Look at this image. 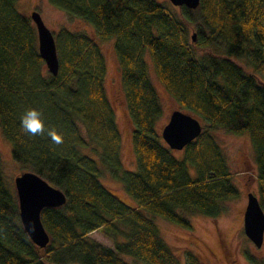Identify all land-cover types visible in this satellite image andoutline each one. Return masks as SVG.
<instances>
[{"label": "trees", "instance_id": "trees-1", "mask_svg": "<svg viewBox=\"0 0 264 264\" xmlns=\"http://www.w3.org/2000/svg\"><path fill=\"white\" fill-rule=\"evenodd\" d=\"M16 1L0 0V126L14 159L61 188L66 202L42 209L50 240L39 247L23 226L0 154V264H132L124 256L145 264H182L155 216L191 229L189 214L216 218L225 212L224 202L240 193L216 130L250 131L264 209V0H201L196 8L178 9L160 0H49L90 22L100 38H116L137 169L124 168L122 133L106 92L107 62L98 41L59 28V70L52 74L39 52L36 25ZM148 51L179 107L203 123L182 148V158L157 126L163 108L150 79ZM28 108L42 113L44 134L21 130ZM49 129L63 134L62 144L51 142ZM88 146L130 201L103 183L105 170L82 151ZM94 230L113 245L91 238ZM185 264L206 262L186 249Z\"/></svg>", "mask_w": 264, "mask_h": 264}, {"label": "rangeland", "instance_id": "rangeland-1", "mask_svg": "<svg viewBox=\"0 0 264 264\" xmlns=\"http://www.w3.org/2000/svg\"><path fill=\"white\" fill-rule=\"evenodd\" d=\"M160 1H169L172 4L170 0ZM178 7L176 8L178 9ZM16 8L22 14L30 17L32 11H39L45 24L53 32L65 26L73 31L86 32L98 41L107 62V72L104 80L106 92L114 105L117 124L122 133L121 155L124 168L137 169L132 146L133 126L122 92L121 71L115 49L116 38H100L90 22L70 15L64 9L53 5L49 0H17ZM191 33L195 36L196 29L192 28ZM238 61L242 62L241 60ZM147 64L150 79L162 103L163 113L157 124L158 129L161 131L164 124L168 121L172 110L180 107L158 78L149 51L147 53ZM213 133L226 155L230 170L233 173V181L240 190L239 196L226 200L224 202L226 206L225 212L216 218L199 212L189 214L188 218L192 223L191 229L184 228L161 216H155V220L163 237L179 254L182 264H185L186 249H193L206 264H264V242L262 246L258 247L244 232V211L248 192L252 191L258 195L259 189L255 150L250 131L245 130L242 133H233L225 130H216ZM97 148L98 150L100 149L99 147ZM82 151L96 158L105 170L106 173L102 177L103 183L123 201H130L121 182L110 178L108 166L104 165L99 154L94 152L92 146L84 147ZM174 153L179 158H182L184 154L183 149H174ZM0 154L6 182L9 186L15 188V177L25 169L24 166L14 159L12 143L3 134L1 126ZM188 166L192 175H195L196 170L193 165L188 163ZM90 237L104 244L113 245V240L100 230L92 231ZM124 257L132 264H145L140 260H135L132 256Z\"/></svg>", "mask_w": 264, "mask_h": 264}, {"label": "water", "instance_id": "water-1", "mask_svg": "<svg viewBox=\"0 0 264 264\" xmlns=\"http://www.w3.org/2000/svg\"><path fill=\"white\" fill-rule=\"evenodd\" d=\"M170 1L174 5H186L190 8H196L201 2V0ZM31 18L37 29L39 52L49 71L52 74H57L59 57L55 34L45 24L39 11H32ZM202 130L203 123L197 116L181 108H176L172 110L168 121L162 127L161 135L170 148L182 149ZM14 182L23 226L35 244L45 247L50 240V234L42 222L41 211L46 206L64 204L66 194L61 188L53 185L33 170L22 171L15 177ZM247 196L244 211V232L256 246L260 247L264 242V209L257 194L249 191Z\"/></svg>", "mask_w": 264, "mask_h": 264}, {"label": "clouds", "instance_id": "clouds-1", "mask_svg": "<svg viewBox=\"0 0 264 264\" xmlns=\"http://www.w3.org/2000/svg\"><path fill=\"white\" fill-rule=\"evenodd\" d=\"M21 130L30 135H42L45 132V122L42 118V113L36 108H28L20 117ZM51 142L54 144L63 143V134L55 129H49L47 132Z\"/></svg>", "mask_w": 264, "mask_h": 264}]
</instances>
